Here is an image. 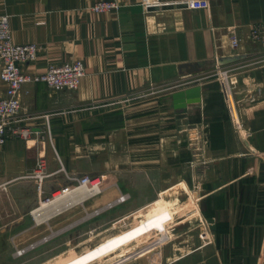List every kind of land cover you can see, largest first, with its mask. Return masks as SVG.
Returning <instances> with one entry per match:
<instances>
[{
  "label": "crops",
  "instance_id": "crops-1",
  "mask_svg": "<svg viewBox=\"0 0 264 264\" xmlns=\"http://www.w3.org/2000/svg\"><path fill=\"white\" fill-rule=\"evenodd\" d=\"M104 1L117 8L89 10ZM141 1L0 0L14 43L39 47L25 73L43 74L71 59L84 66L74 92L21 87L20 126L31 135L0 149V220L32 222L10 237L16 247L20 240L32 247L47 233L82 224L81 213L92 217L123 204L120 198L137 185L131 178L141 177L155 196L139 207L152 210L164 198L179 202L186 192L194 197L195 216L181 219L173 238L190 243L196 222L208 226L199 227L208 240L164 264L194 252L199 259L191 264H264V49L246 39L249 25L264 22V0H209L204 10L177 6L185 0H161V9L146 10ZM231 29L241 38L237 48ZM221 69L238 72L231 98L216 79ZM196 85L200 103L176 111L172 93ZM3 92L0 83V97ZM135 96L116 109L102 106ZM38 160L42 181L30 177ZM84 175L105 177L100 193L36 225L31 212ZM170 220L168 211L155 213L60 264H94L159 234L112 263L122 264L168 240Z\"/></svg>",
  "mask_w": 264,
  "mask_h": 264
},
{
  "label": "rangeland",
  "instance_id": "rangeland-1",
  "mask_svg": "<svg viewBox=\"0 0 264 264\" xmlns=\"http://www.w3.org/2000/svg\"><path fill=\"white\" fill-rule=\"evenodd\" d=\"M139 98L140 97L135 96L131 97V99L113 101L107 104L104 103L102 106L105 107L104 109L109 107L116 109L127 105V103L131 101L138 100ZM102 106H100V108ZM103 178L105 177L100 176L99 178L101 184ZM141 181V177L140 180L139 177L131 178V185H137L133 187V191L127 192L130 196H123L125 197V202H123V204H116L112 208L105 210L102 214L93 215L92 217H90L91 215L87 217L85 213H81L78 218L83 216L84 222L82 224L75 228L74 223L68 224L60 233L59 230L52 234L47 233L45 235V237L48 236L47 239H40V241L37 240L32 247L31 243L33 244L34 242L26 243L27 241L23 240H20L19 247H16L12 242L13 240L10 239L12 234L15 235L27 227H33L32 222L29 224L22 223L19 225H13L8 223V219L0 220V231H6L3 235H0V264H60L61 262L82 253L88 248L100 244L109 237L127 230L139 223V221L147 219L155 215V213L162 211H168L172 216V221H167L168 223L165 225L167 228L166 232L170 238L157 244L155 247L147 249L145 252H141L140 254L127 259V261L122 264H164L167 259L172 258L173 256H180L183 250L196 249L199 245L203 244L204 240L209 239L204 238L205 233L203 229L199 228L202 224L205 232L207 231L206 228H208V226H206L207 224L204 222H200V224L199 222H196V225L192 230L194 237L190 243H181L182 241L178 238L172 237V235L175 237V233L180 228L181 219L184 220V218L187 219L189 216H195L196 208L193 206L195 199L190 193H184L185 198L178 196L177 198H179V202L177 200L164 198L163 202L154 207V201L160 198L156 196L154 201H150L152 204L151 206L154 208L152 210L148 208L147 210L145 207L139 206L147 199L153 198L155 193L152 187L147 186L146 184H140ZM195 221L196 220H194V222ZM158 238L159 234L157 233L148 235L133 242L131 245L104 257L102 260L94 264H112L119 258L129 255L137 249L143 248L148 245L149 242ZM186 246L190 248L183 249V247L187 248ZM173 248H176V250L173 251ZM162 250H164L165 254L161 255ZM198 253L199 252H194L190 257H186L174 264L194 263L199 259ZM197 264H201V262Z\"/></svg>",
  "mask_w": 264,
  "mask_h": 264
},
{
  "label": "built area",
  "instance_id": "built-area-1",
  "mask_svg": "<svg viewBox=\"0 0 264 264\" xmlns=\"http://www.w3.org/2000/svg\"><path fill=\"white\" fill-rule=\"evenodd\" d=\"M209 2V0H185L177 6H185L190 10H204L209 7ZM141 3L146 10H159L164 6L161 0H142ZM115 8H117L115 3L104 1L95 3L89 7V10L94 13H103L110 12ZM246 39L264 49V22L249 25ZM240 43L241 38L238 37L235 29H231V47L237 48ZM38 52L39 47L36 44L14 43L9 19L6 15H0V83L4 87L3 95L0 97V149L8 140L19 138L26 141L31 135L29 129L20 126V90L23 85L44 84L53 92H74L78 88L80 79L84 76L83 62L78 59L49 65L43 74L25 73L24 65L35 62ZM215 76L218 81L224 84L231 98L239 84L238 72L221 69L216 72ZM92 107L97 106L93 105ZM35 167L36 169L30 177L42 181L45 176L43 161L38 160ZM77 183L78 185L85 184L91 188L101 185L99 178L86 175L78 179ZM122 198L125 197H121V200H123Z\"/></svg>",
  "mask_w": 264,
  "mask_h": 264
},
{
  "label": "bare ground",
  "instance_id": "bare-ground-1",
  "mask_svg": "<svg viewBox=\"0 0 264 264\" xmlns=\"http://www.w3.org/2000/svg\"><path fill=\"white\" fill-rule=\"evenodd\" d=\"M95 185V184H94ZM100 186L89 187L85 184L56 193L51 199L41 203L31 212L36 225H42L54 217L79 206L99 194ZM124 200V198H122ZM121 200V198H120Z\"/></svg>",
  "mask_w": 264,
  "mask_h": 264
},
{
  "label": "water",
  "instance_id": "water-1",
  "mask_svg": "<svg viewBox=\"0 0 264 264\" xmlns=\"http://www.w3.org/2000/svg\"><path fill=\"white\" fill-rule=\"evenodd\" d=\"M154 10V9H153ZM172 104L176 111H182L188 105L198 104L201 101V87L193 86L172 93Z\"/></svg>",
  "mask_w": 264,
  "mask_h": 264
}]
</instances>
